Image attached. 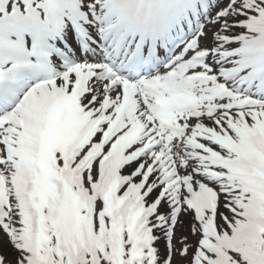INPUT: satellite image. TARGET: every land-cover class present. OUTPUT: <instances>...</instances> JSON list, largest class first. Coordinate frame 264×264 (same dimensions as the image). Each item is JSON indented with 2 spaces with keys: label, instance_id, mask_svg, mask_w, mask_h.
<instances>
[{
  "label": "snow or ice",
  "instance_id": "snow-or-ice-1",
  "mask_svg": "<svg viewBox=\"0 0 264 264\" xmlns=\"http://www.w3.org/2000/svg\"><path fill=\"white\" fill-rule=\"evenodd\" d=\"M0 237V264H264V0H0Z\"/></svg>",
  "mask_w": 264,
  "mask_h": 264
},
{
  "label": "rangeland",
  "instance_id": "rangeland-1",
  "mask_svg": "<svg viewBox=\"0 0 264 264\" xmlns=\"http://www.w3.org/2000/svg\"><path fill=\"white\" fill-rule=\"evenodd\" d=\"M187 230H188V225L187 224H185L183 226H180L177 229V235H179L181 232H187Z\"/></svg>",
  "mask_w": 264,
  "mask_h": 264
},
{
  "label": "bare ground",
  "instance_id": "bare-ground-1",
  "mask_svg": "<svg viewBox=\"0 0 264 264\" xmlns=\"http://www.w3.org/2000/svg\"><path fill=\"white\" fill-rule=\"evenodd\" d=\"M161 248H163V241L161 242Z\"/></svg>",
  "mask_w": 264,
  "mask_h": 264
}]
</instances>
